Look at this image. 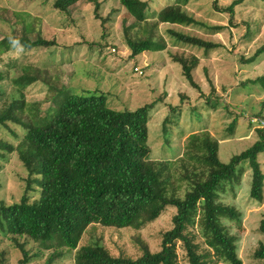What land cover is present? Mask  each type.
I'll use <instances>...</instances> for the list:
<instances>
[{
  "label": "rangeland",
  "instance_id": "rangeland-1",
  "mask_svg": "<svg viewBox=\"0 0 264 264\" xmlns=\"http://www.w3.org/2000/svg\"><path fill=\"white\" fill-rule=\"evenodd\" d=\"M54 1L0 0V43L7 37L21 40L13 45L7 39L0 45V75L3 77L0 81V118L6 119L0 124V203H18L23 195L30 202L39 200L34 177L29 182L28 172L20 160L26 154L20 145L26 131L23 126L29 124L33 129H41L50 117L63 109L65 93L79 95L84 90H97L106 95L104 106L112 111H133L153 103L148 122L149 158L152 161L170 160L168 188L179 198L192 189L190 181L193 178H179L183 174L180 159L173 158L172 151L181 147L179 154H182L190 133H198L209 125V132H206L215 141L229 139L219 145L218 158L224 164L247 149L256 138L257 128L250 121L260 119L259 113L264 120V82L256 81L264 79V53L250 64L243 60L264 44V0H240L234 6L232 16L223 10L238 0H215L219 11L214 7V0H192L185 9L210 28L161 24L156 33L165 41L166 49L144 52L133 58L126 40L145 36V33L134 27V19L118 0H95L98 4L96 12L93 3L80 1L66 13L56 11ZM144 1L153 13L175 2ZM152 22L150 20L148 24ZM213 27L223 29L209 30ZM168 28L219 47L206 52L175 45L165 33ZM174 56L187 59L195 56L199 60L192 74L202 97H198V91L184 80ZM135 67L142 71L141 76L134 71ZM212 89L220 93V97L211 95L210 98L209 104L217 103L215 106L220 109L215 115L210 106L204 104ZM181 97L184 98L178 124L169 127L170 145H166L162 121L170 113L168 104L180 105ZM92 113L90 110L88 115ZM11 117L20 124L10 121ZM6 145L12 149H5ZM43 154L44 151L39 152L40 157ZM257 161L264 175V151ZM195 163L201 165L199 161ZM250 180L248 164L242 163L233 175V192L229 187L226 192L216 191L218 203L237 213L235 220L227 217L220 220L235 238L242 264H256L253 252L264 244V235L258 231L260 221L264 220V201L257 204L251 200ZM175 211L173 206L165 208L157 219L138 230L89 225L82 233L77 249L98 244L111 256L130 260L142 257L144 247L150 253H156L163 235L171 229ZM187 232L195 236L194 242L206 264H225L220 252L210 243L200 207L194 222L188 224ZM17 240L29 254L27 264H44L51 253L61 252L57 248L41 247L39 242L26 237ZM75 251H62L63 255L54 264H74ZM0 252L5 253V264H20V251L9 237L4 236L1 227ZM176 254L178 264H188L180 243Z\"/></svg>",
  "mask_w": 264,
  "mask_h": 264
},
{
  "label": "trees",
  "instance_id": "trees-1",
  "mask_svg": "<svg viewBox=\"0 0 264 264\" xmlns=\"http://www.w3.org/2000/svg\"><path fill=\"white\" fill-rule=\"evenodd\" d=\"M80 1L93 3L95 12L98 9L95 0H55L53 8L66 13ZM118 1L134 19V27H139V32L145 33V36L126 40L132 58L144 52H161L166 49L165 41L156 33L161 24L207 26L185 9L192 0H175L156 13L151 12L148 2L143 0ZM213 3L218 10L215 0ZM239 3L240 0L235 1L223 11L232 16L234 6ZM150 20L153 22L149 25ZM213 29L222 30L223 27ZM165 33L175 45L203 49L206 52L219 47L172 28H168ZM7 39L13 45L21 42L20 39L7 37L0 45H4ZM263 53L264 44L243 61L250 64ZM173 59L180 65L188 85L202 97L201 89L192 74L199 60L195 56L189 59L174 56ZM2 79L0 75V81ZM256 81L263 83L264 79L258 78ZM215 93L212 89L210 95L206 96V104L210 103L211 95ZM65 95L63 109L50 117L41 129H33L29 124L23 126L26 131L20 145L26 154L20 160L28 172L29 182L34 177L39 188V200L30 202L23 195L18 203H0V227L4 236L9 237L20 251V264L28 263L29 254L19 244L18 237L39 242L41 247L47 249L61 250L60 253H51L44 264H54L64 251L74 250V264H178V243L185 251L188 264H206L204 256L198 252L199 246L194 242L195 236L187 232L188 224L194 222L199 207L210 243L220 252L223 262L242 264L237 255L236 240L220 220L221 217L235 220L238 218L237 213L218 203L216 191L231 184L236 168L247 163L251 177L249 197L254 203H263L264 175L257 161L258 155L264 151L263 128L255 130L256 139L250 147L231 157L225 164L220 162L217 141L209 133L205 130L190 133L182 154H179L181 147L172 151V157L180 159L183 174L179 178H193L190 181L192 189L186 191L183 198H179L174 191L169 192L168 188L172 168L170 160L152 161L149 158L148 122L153 103L133 111H112L104 106L106 95L97 90H84L79 95L69 92ZM183 98L180 99V105L168 104L170 113L161 126L166 145H170L169 127L178 124ZM90 110L93 113L88 115ZM258 116L261 119L263 115L259 113ZM5 120L0 118V124ZM9 120L20 124V121L12 117ZM4 147L12 149L9 145ZM40 151H44L42 157ZM197 161L201 162L200 166H196ZM167 191L170 194L167 195ZM169 206L176 210L172 226L163 235L160 250L156 253H150L144 247L142 257L130 260L113 257L98 244L77 249L80 237L89 225L138 230L157 219ZM258 231L264 235V220L260 221ZM252 257L257 261L256 264H264V244L256 248ZM5 263V253L0 252V264Z\"/></svg>",
  "mask_w": 264,
  "mask_h": 264
},
{
  "label": "crops",
  "instance_id": "crops-1",
  "mask_svg": "<svg viewBox=\"0 0 264 264\" xmlns=\"http://www.w3.org/2000/svg\"><path fill=\"white\" fill-rule=\"evenodd\" d=\"M144 1V0H143ZM208 28H210V27H208ZM209 30H212V29H209ZM218 31H221V30H213V32H218ZM182 73V72H181ZM184 78V77H183ZM185 80V79H184ZM200 87V86H199ZM216 89V88H215ZM217 93H215V94H213L214 96H216L217 95V97H220V93L218 92V90H215ZM203 94L205 95L206 93L205 92H203ZM198 95H200V94H198ZM199 97V96H198ZM204 104H206V103H204ZM207 105H209L210 106V111H212L213 112V115H215L216 113H220V109L219 108H217L215 105H210V104H207ZM212 120V119H211ZM201 130V129H200ZM203 130V129H202ZM205 131H208L209 132V125H208V127H206V129H204ZM210 134V133H209ZM211 136V135H210ZM255 139L256 138H254V140L251 142V144H250V146L253 144V142L255 141ZM229 139H223V140H217V144H218V149H217V152H218V157H219V145H220V143H224L225 141H228ZM249 146V147H250ZM231 159V158H230ZM229 159V160H230ZM228 163V162H227ZM229 187V189H230V192H233V182L231 183V184H226L224 187H221V188H219V192L220 191H224V192H226V189Z\"/></svg>",
  "mask_w": 264,
  "mask_h": 264
},
{
  "label": "built area",
  "instance_id": "built-area-1",
  "mask_svg": "<svg viewBox=\"0 0 264 264\" xmlns=\"http://www.w3.org/2000/svg\"><path fill=\"white\" fill-rule=\"evenodd\" d=\"M134 71L138 74V75H142V71L139 68H134ZM252 124H254L256 126V128H263L264 129V120L262 119H252L250 121Z\"/></svg>",
  "mask_w": 264,
  "mask_h": 264
}]
</instances>
